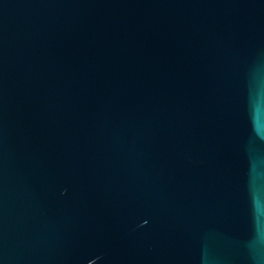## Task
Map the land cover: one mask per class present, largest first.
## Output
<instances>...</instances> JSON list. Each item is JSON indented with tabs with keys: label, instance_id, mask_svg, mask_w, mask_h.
Segmentation results:
<instances>
[{
	"label": "water",
	"instance_id": "water-1",
	"mask_svg": "<svg viewBox=\"0 0 264 264\" xmlns=\"http://www.w3.org/2000/svg\"><path fill=\"white\" fill-rule=\"evenodd\" d=\"M0 264H264V0H0Z\"/></svg>",
	"mask_w": 264,
	"mask_h": 264
}]
</instances>
